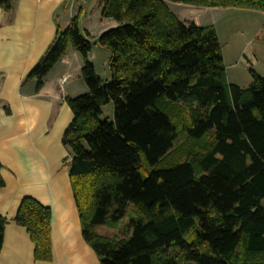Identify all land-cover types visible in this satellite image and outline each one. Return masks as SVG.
<instances>
[{
	"label": "trees",
	"instance_id": "obj_1",
	"mask_svg": "<svg viewBox=\"0 0 264 264\" xmlns=\"http://www.w3.org/2000/svg\"><path fill=\"white\" fill-rule=\"evenodd\" d=\"M170 1L264 11V0ZM100 2L117 23L96 39L110 79L88 60L79 12L26 76L38 90L68 45L83 57L87 91L65 97L72 119L61 138L83 239L99 264H264V77L228 82L215 28L180 20L167 0ZM109 102L113 120L101 118ZM128 208L121 234L99 233ZM50 218L21 198L14 219L35 260L52 258ZM4 223L0 214V249Z\"/></svg>",
	"mask_w": 264,
	"mask_h": 264
},
{
	"label": "crops",
	"instance_id": "obj_2",
	"mask_svg": "<svg viewBox=\"0 0 264 264\" xmlns=\"http://www.w3.org/2000/svg\"><path fill=\"white\" fill-rule=\"evenodd\" d=\"M10 3L9 11L0 7V214L5 218L0 264H99L81 234L68 174L71 156L61 141L72 119L65 97L87 91L80 77L83 60L67 49L38 90L35 79L26 76L54 41L57 29L66 28L85 5L96 6L100 12L101 2ZM107 27L100 24L98 34ZM83 28L89 32L86 25ZM24 196L50 208V261L33 258V242L14 219Z\"/></svg>",
	"mask_w": 264,
	"mask_h": 264
},
{
	"label": "rangeland",
	"instance_id": "obj_3",
	"mask_svg": "<svg viewBox=\"0 0 264 264\" xmlns=\"http://www.w3.org/2000/svg\"><path fill=\"white\" fill-rule=\"evenodd\" d=\"M167 5L180 20H195L199 25H212L215 28L221 45L227 81L235 80L240 86H247L252 80L251 71L264 77V11L233 6H196L170 0H167ZM96 9V6L85 5L80 15L78 14L77 20L82 35L92 44L87 54L88 60L93 64L97 75L106 82L110 79L108 66L110 52L96 43L99 35L97 30L100 24L105 23L109 26L105 29L107 30L116 26L117 23L102 17L99 14L101 10L98 12ZM77 12L78 10L75 15ZM97 15H100V20H97ZM85 25L89 32L84 30ZM67 49L74 50L71 45H68ZM76 53L83 60L81 53L78 51ZM101 118L113 120L111 102L102 106ZM181 140L178 139V142ZM132 215L131 208H128L126 215L118 222L99 227V233L121 234L120 230L127 225Z\"/></svg>",
	"mask_w": 264,
	"mask_h": 264
},
{
	"label": "built area",
	"instance_id": "obj_4",
	"mask_svg": "<svg viewBox=\"0 0 264 264\" xmlns=\"http://www.w3.org/2000/svg\"><path fill=\"white\" fill-rule=\"evenodd\" d=\"M76 1H78V2H80V3H83L85 0H76Z\"/></svg>",
	"mask_w": 264,
	"mask_h": 264
}]
</instances>
